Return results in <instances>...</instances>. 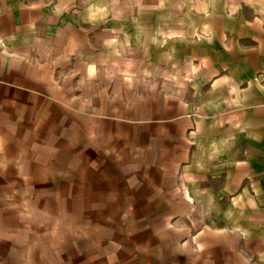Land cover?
I'll list each match as a JSON object with an SVG mask.
<instances>
[{
    "label": "crops",
    "instance_id": "0c3cea01",
    "mask_svg": "<svg viewBox=\"0 0 264 264\" xmlns=\"http://www.w3.org/2000/svg\"><path fill=\"white\" fill-rule=\"evenodd\" d=\"M249 1L253 12L264 9ZM254 20L235 18L224 37L235 70L212 87L245 83L247 94V81L264 77V23ZM80 39L55 3L0 0V264H158L157 252L160 264H200L206 253L196 254L193 241L184 251L158 237L178 196L184 217L193 208L173 181L192 160V106L163 95L125 103L101 92L86 78L102 69L76 65ZM18 204L32 209L34 223L18 218ZM225 235H213L212 264H243ZM76 252L88 259L77 263Z\"/></svg>",
    "mask_w": 264,
    "mask_h": 264
},
{
    "label": "rangeland",
    "instance_id": "374dc122",
    "mask_svg": "<svg viewBox=\"0 0 264 264\" xmlns=\"http://www.w3.org/2000/svg\"><path fill=\"white\" fill-rule=\"evenodd\" d=\"M30 1L46 8L55 3L57 18L76 22L83 40L78 43L76 65L102 69L94 68L86 78L101 84V92L125 103L163 95L192 106L198 120L192 160L173 181L174 189L181 198L188 197V207L193 208L184 217L185 206H180L178 196L172 218L158 223L166 227L158 237H172L171 249L184 251L193 241L196 254L206 253L200 264H212L213 235L226 234L234 238L227 243L237 248L243 264H264V77L248 80L252 90L247 94L240 89L245 83H237L236 90L228 89V82L211 85L214 77L235 70L224 48L226 33L237 24L235 18L256 21V17L264 23V9L253 12L249 0ZM253 2L264 5V0ZM73 76L84 82L83 74ZM17 206L18 218L30 224L36 221L29 218L34 212L27 205ZM205 230L209 233L202 241ZM16 254L23 257L22 250ZM103 254L117 261L113 251ZM83 255L73 254L77 263ZM161 255L157 252L158 264Z\"/></svg>",
    "mask_w": 264,
    "mask_h": 264
}]
</instances>
